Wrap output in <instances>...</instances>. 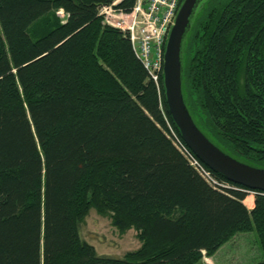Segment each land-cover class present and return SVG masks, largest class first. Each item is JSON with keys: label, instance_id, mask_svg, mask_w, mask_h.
Here are the masks:
<instances>
[{"label": "trees", "instance_id": "trees-1", "mask_svg": "<svg viewBox=\"0 0 264 264\" xmlns=\"http://www.w3.org/2000/svg\"><path fill=\"white\" fill-rule=\"evenodd\" d=\"M114 1L0 0V264H205L252 230L264 264V192L249 208L248 188L189 161L163 74L99 15ZM59 10L64 22L32 32ZM183 89L217 144L264 163V0H205ZM91 208L142 246L98 254L81 235Z\"/></svg>", "mask_w": 264, "mask_h": 264}, {"label": "water", "instance_id": "water-1", "mask_svg": "<svg viewBox=\"0 0 264 264\" xmlns=\"http://www.w3.org/2000/svg\"><path fill=\"white\" fill-rule=\"evenodd\" d=\"M205 0H182L164 47L163 85L169 113L188 147L210 169L249 193L264 192V167L238 158L217 144L197 123L184 95V47Z\"/></svg>", "mask_w": 264, "mask_h": 264}, {"label": "rangeland", "instance_id": "rangeland-1", "mask_svg": "<svg viewBox=\"0 0 264 264\" xmlns=\"http://www.w3.org/2000/svg\"><path fill=\"white\" fill-rule=\"evenodd\" d=\"M66 17V13L59 10L44 18L40 22L41 25L38 28L36 26L32 32L37 34L45 32L55 24L56 18L64 22ZM258 165L264 167V163ZM246 199L245 204H251L254 194L250 193ZM111 215L100 214L95 208H91L82 222V238L92 244L100 255L124 257L127 252L139 249L142 246V241L138 237L139 232L131 228L121 233L113 225ZM262 261L263 253L256 230L238 233L212 257L206 256L202 259L205 264H260Z\"/></svg>", "mask_w": 264, "mask_h": 264}, {"label": "built area", "instance_id": "built-area-1", "mask_svg": "<svg viewBox=\"0 0 264 264\" xmlns=\"http://www.w3.org/2000/svg\"><path fill=\"white\" fill-rule=\"evenodd\" d=\"M121 1L100 7L99 15L104 18V23L122 30L129 37L139 59L159 81L166 39L182 0H135L130 11L117 7Z\"/></svg>", "mask_w": 264, "mask_h": 264}, {"label": "bare ground", "instance_id": "bare-ground-1", "mask_svg": "<svg viewBox=\"0 0 264 264\" xmlns=\"http://www.w3.org/2000/svg\"><path fill=\"white\" fill-rule=\"evenodd\" d=\"M182 2V1H181ZM181 4V3H180ZM163 72V71H162ZM188 146V145H187ZM187 146H185L186 147V152H188L187 153V156H188V158H189V161L193 164V165H195V166H199L200 165V168L198 169L197 168V170L200 172V174L204 177V178H206V176H208V177H210L213 173L205 166V165H207V164H205L194 152H191L190 151V148L189 147H187ZM195 155H194V154ZM205 164H203L202 162ZM208 166V165H207ZM209 167V166H208ZM210 168V167H209ZM212 170V169H211ZM217 183V182H216ZM246 201H247V199H246ZM249 201V200H248Z\"/></svg>", "mask_w": 264, "mask_h": 264}, {"label": "crops", "instance_id": "crops-1", "mask_svg": "<svg viewBox=\"0 0 264 264\" xmlns=\"http://www.w3.org/2000/svg\"><path fill=\"white\" fill-rule=\"evenodd\" d=\"M252 203H253V204H252ZM252 203H251V204L246 203V204H247V206H248L249 208H252V207L254 206V199H253Z\"/></svg>", "mask_w": 264, "mask_h": 264}]
</instances>
